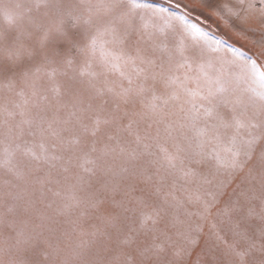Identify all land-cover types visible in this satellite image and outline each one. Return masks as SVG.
Wrapping results in <instances>:
<instances>
[{
    "label": "snow or ice",
    "instance_id": "snow-or-ice-1",
    "mask_svg": "<svg viewBox=\"0 0 264 264\" xmlns=\"http://www.w3.org/2000/svg\"><path fill=\"white\" fill-rule=\"evenodd\" d=\"M0 17V264H264V35L241 51L150 0ZM225 196L236 239L191 260Z\"/></svg>",
    "mask_w": 264,
    "mask_h": 264
},
{
    "label": "rangeland",
    "instance_id": "rangeland-1",
    "mask_svg": "<svg viewBox=\"0 0 264 264\" xmlns=\"http://www.w3.org/2000/svg\"><path fill=\"white\" fill-rule=\"evenodd\" d=\"M6 2L28 5L30 0H6ZM150 3L169 8L170 11L180 15L186 14L190 20L198 23L205 31L231 47L253 54L260 51L257 42L264 35V14L259 11V0H150ZM249 4H254L255 7L249 10ZM173 23L180 27L179 21ZM2 26H4V21L0 17V27ZM227 55L230 58V54ZM260 62L264 64V58H261ZM112 78L116 79V77ZM178 194H181L185 199L183 192L180 191ZM226 199L227 196L222 198L221 204L213 208L212 214L206 218L192 216V222L200 224L202 231L194 233L199 237V244L195 248L191 260H195L196 253L206 244L218 246L220 250L225 248L224 243L216 239L214 235L216 232H219L224 240L230 243L236 239L228 230L226 221L222 222L223 218L217 215L218 209L223 207V201ZM191 205L189 212L195 213L199 210V205ZM145 211H150V209H145ZM213 224H215V228H213Z\"/></svg>",
    "mask_w": 264,
    "mask_h": 264
},
{
    "label": "bare ground",
    "instance_id": "bare-ground-1",
    "mask_svg": "<svg viewBox=\"0 0 264 264\" xmlns=\"http://www.w3.org/2000/svg\"><path fill=\"white\" fill-rule=\"evenodd\" d=\"M175 26V25H174ZM175 27H177V29H179V27L178 26H175ZM226 52V51H225ZM223 54H225V53H222V55ZM230 54V53H229ZM238 70V69H237ZM180 191H178L177 193H176V195L180 198V199H184V197L181 195V194H178ZM138 194V193H137ZM185 207L187 208V210L189 211L190 210V208L192 207V205L191 204H188L187 202L185 203ZM173 214H175V213H173L171 210H170V215H169V219L171 218V215H173ZM179 218L181 219V220H185V219H187L186 218V216L184 215V209L183 208H181L180 210H179ZM191 221H192V218H191Z\"/></svg>",
    "mask_w": 264,
    "mask_h": 264
}]
</instances>
